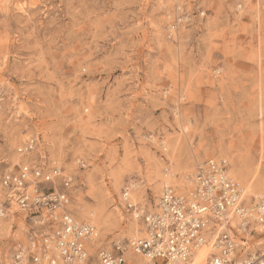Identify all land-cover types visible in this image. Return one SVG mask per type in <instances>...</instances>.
I'll use <instances>...</instances> for the list:
<instances>
[{
  "label": "rangeland",
  "instance_id": "rangeland-1",
  "mask_svg": "<svg viewBox=\"0 0 264 264\" xmlns=\"http://www.w3.org/2000/svg\"><path fill=\"white\" fill-rule=\"evenodd\" d=\"M30 138L37 150L19 156ZM38 153L72 176L77 221L100 204L114 220L92 224L105 249L140 236L121 193L138 184L152 210L154 168L180 189L223 160L255 189L246 198L263 196L264 0H0V176ZM0 223L2 247L22 237L16 216Z\"/></svg>",
  "mask_w": 264,
  "mask_h": 264
},
{
  "label": "built area",
  "instance_id": "built-area-1",
  "mask_svg": "<svg viewBox=\"0 0 264 264\" xmlns=\"http://www.w3.org/2000/svg\"><path fill=\"white\" fill-rule=\"evenodd\" d=\"M36 150L37 139L30 138L16 153L28 157ZM37 156L0 176V222L16 216L24 224L22 237L5 247L0 240V264H126L127 251L145 264H189L203 246H210L208 264H264V248L248 247L264 235L256 230L264 224V195L246 198L223 160L196 165L180 189L164 185L152 210L135 209L142 234L105 249L94 246L97 228L67 210L72 176ZM127 187L120 200L131 212Z\"/></svg>",
  "mask_w": 264,
  "mask_h": 264
},
{
  "label": "bare ground",
  "instance_id": "bare-ground-1",
  "mask_svg": "<svg viewBox=\"0 0 264 264\" xmlns=\"http://www.w3.org/2000/svg\"><path fill=\"white\" fill-rule=\"evenodd\" d=\"M154 170H155V173L152 176V179L150 181L152 182V185H153L152 188L154 190H157L159 188V186L161 185L160 192L158 191L159 194H160L164 185H170L166 173H169L170 178L175 177V174L173 172H171V171L166 172V173H161L160 172V168H154ZM186 176L187 175L183 176L182 177V180ZM130 185H132L131 188H128L127 187L129 189V193L127 194L128 195L127 196L128 197L127 199H128V203L130 204L131 207L134 208V210H132V215H131L132 216V222H131V224L129 223L131 226H130V229L128 231V234L129 235H132V236H133V234H136V235L139 234V235H141L142 232H143L142 231L143 226L138 224L139 220L136 217L135 209H138V207H137L138 204L137 203L140 202V201H142L141 199H142V192H143V190H141L139 188L138 184H132V183H130ZM118 189L119 188H117V185L115 184V190L118 191ZM240 189L242 190L244 196H253V195H255V192H256L255 189L250 184H245V188H240ZM256 190H257V188H256ZM136 201H138V202L136 203ZM101 206L102 205L100 204L99 206L94 207V208H86L84 210H81L80 216L82 218H85L86 221L89 220L88 222H90V224L97 223L100 227L105 228V230H107V229L111 228V226L114 223V220H110L109 219V216L105 215L104 210H103V207H101ZM235 223H236V221H234L232 224H235ZM8 230H9L8 226H6L5 224L0 223V234H4ZM256 230L263 231L264 230V224L261 225V226L256 227ZM133 238H135V237H133ZM133 238H131V239H133ZM94 246L95 247H101V244H99V242H95L94 243ZM210 251H211L210 250V246H203V247H201L192 256L191 261H190L189 264H208L207 263V259H208V256L210 254ZM130 253L132 254V252H130ZM134 256H136V255H134ZM136 257H138V256H136Z\"/></svg>",
  "mask_w": 264,
  "mask_h": 264
}]
</instances>
